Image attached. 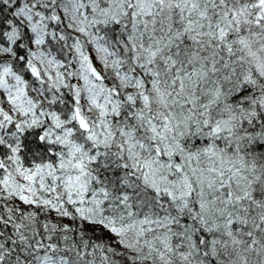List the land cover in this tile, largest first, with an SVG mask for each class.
Listing matches in <instances>:
<instances>
[{"label": "snow or ice", "instance_id": "obj_1", "mask_svg": "<svg viewBox=\"0 0 264 264\" xmlns=\"http://www.w3.org/2000/svg\"><path fill=\"white\" fill-rule=\"evenodd\" d=\"M0 264H264V0H0Z\"/></svg>", "mask_w": 264, "mask_h": 264}]
</instances>
